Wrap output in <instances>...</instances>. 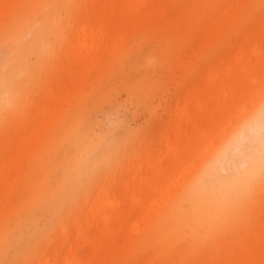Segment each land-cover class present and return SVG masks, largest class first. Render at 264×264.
Returning <instances> with one entry per match:
<instances>
[{
    "label": "bare ground",
    "instance_id": "6f19581e",
    "mask_svg": "<svg viewBox=\"0 0 264 264\" xmlns=\"http://www.w3.org/2000/svg\"><path fill=\"white\" fill-rule=\"evenodd\" d=\"M60 31L67 48L35 85ZM149 35L178 49L171 106L127 175L82 189L116 145L76 120L53 178L33 177L52 133ZM0 51V264H264V176L224 196L253 167L251 138L232 137L264 102V0H0Z\"/></svg>",
    "mask_w": 264,
    "mask_h": 264
},
{
    "label": "rangeland",
    "instance_id": "374dc122",
    "mask_svg": "<svg viewBox=\"0 0 264 264\" xmlns=\"http://www.w3.org/2000/svg\"><path fill=\"white\" fill-rule=\"evenodd\" d=\"M68 34V31L54 34L55 38L49 46L44 61L34 71L35 85L38 80L48 79L56 69L60 57L67 48L66 42L62 41ZM170 41L166 44L163 43L160 35H149L136 38L131 46L124 49L122 58L112 65L110 76L105 77L106 79L99 86V90L80 106L81 109L69 114L59 128L52 133L51 139L54 142L58 140V142L45 156L43 167L36 170L33 177H40L50 172L51 178H53L55 173L53 170H56L55 167L57 168L61 164L60 155L68 149L67 137L63 133L68 131L77 122L76 120H79L83 128L91 127L93 122L94 124L98 122L93 125L95 128L91 127V129H95L91 130V135L97 134L95 138L100 136L103 141L111 139L116 145L115 148H112L108 159L106 158L94 172V176L91 179L83 180L82 189H97L104 183H120L127 175L126 170L134 160V156L148 147L159 130L158 125L167 118L166 113L171 106V97L169 96H172L169 91L173 92V85L169 78L175 72L173 62L174 57L178 54V49L172 44V40ZM3 56L1 53L0 63ZM30 61L36 65L37 55H31ZM158 80H161L162 83ZM160 83L162 88L158 86L156 91L148 95L147 89L153 84L160 85ZM166 92H169L167 96ZM33 99L37 101L38 96L35 95L32 99L28 97L27 102L30 100L32 102ZM115 135L116 139L113 137ZM114 144L113 146H115ZM115 152H117L118 158L115 156ZM41 221V223H47L46 214H42Z\"/></svg>",
    "mask_w": 264,
    "mask_h": 264
},
{
    "label": "clouds",
    "instance_id": "9594fccd",
    "mask_svg": "<svg viewBox=\"0 0 264 264\" xmlns=\"http://www.w3.org/2000/svg\"><path fill=\"white\" fill-rule=\"evenodd\" d=\"M12 99L5 94L0 96V107L7 108L11 105ZM251 138L254 144L253 167L251 172L234 181V187L231 191L225 192V202L228 197L232 196L236 187H248L257 178L264 176V102L250 115H248L243 124L234 133L233 142L240 143L248 138ZM206 173L200 175L192 182L191 188L196 191L203 185Z\"/></svg>",
    "mask_w": 264,
    "mask_h": 264
}]
</instances>
